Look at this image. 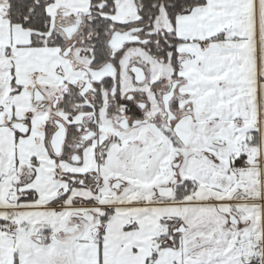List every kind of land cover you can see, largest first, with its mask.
<instances>
[{
  "label": "snow or ice",
  "instance_id": "obj_1",
  "mask_svg": "<svg viewBox=\"0 0 264 264\" xmlns=\"http://www.w3.org/2000/svg\"><path fill=\"white\" fill-rule=\"evenodd\" d=\"M0 264H264V0H0Z\"/></svg>",
  "mask_w": 264,
  "mask_h": 264
}]
</instances>
